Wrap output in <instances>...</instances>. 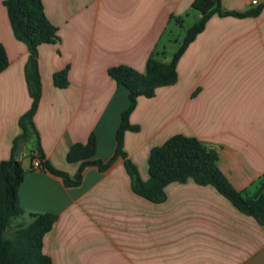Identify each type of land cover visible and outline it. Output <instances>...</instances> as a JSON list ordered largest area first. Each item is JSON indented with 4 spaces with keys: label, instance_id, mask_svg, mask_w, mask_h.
Masks as SVG:
<instances>
[{
    "label": "crops",
    "instance_id": "0c3cea01",
    "mask_svg": "<svg viewBox=\"0 0 264 264\" xmlns=\"http://www.w3.org/2000/svg\"><path fill=\"white\" fill-rule=\"evenodd\" d=\"M192 1L42 0L59 41L37 50L38 136L29 140H37L54 169L73 178L79 164L67 163L66 154L90 134L94 159L113 156L128 92L108 69L143 72L147 59L163 50L165 61V34L175 18L183 25ZM251 1L220 0V6L246 12L264 4ZM3 2L0 46L8 64L0 73V162L11 157L21 135L19 120L31 106L25 80L29 52L13 36ZM61 71L63 89L53 83ZM176 73L154 97L137 99L129 122L138 131L123 139L127 158L146 181L152 148L175 135L193 137L216 152L217 166L235 190L252 195L264 180V8L254 17L211 15L179 58ZM26 144L18 158L24 170L19 205L29 222L31 214L57 215L42 247L52 264H264V227L214 187L192 179L172 182L165 199L152 203L132 192L121 158L105 172L85 168L79 186L65 187L59 177L31 168L35 145L27 155Z\"/></svg>",
    "mask_w": 264,
    "mask_h": 264
},
{
    "label": "trees",
    "instance_id": "16d2710c",
    "mask_svg": "<svg viewBox=\"0 0 264 264\" xmlns=\"http://www.w3.org/2000/svg\"><path fill=\"white\" fill-rule=\"evenodd\" d=\"M3 5L13 36L25 44L29 52L25 80L31 106L19 120L21 135L13 144L11 157L0 162V264H52L50 258L43 253L42 247L43 238L53 228L57 215L31 214L29 216L31 221L25 225H17L11 238H6V233L12 220L22 218L24 215L18 200V189L23 181L24 170L19 159L14 156L19 145L27 142L33 135L36 139L38 136L33 125V116L41 96L37 50L41 45L57 43L59 38L57 29L45 17L42 0H4ZM263 8L264 4L246 12H229L221 9L220 0H193L190 9L199 13L200 18L186 31L184 39L168 62L159 59H164L163 50L159 55L147 59L143 72H137L127 66L108 69V75L128 92V106L121 113L120 124L115 134V150L109 160L103 162L94 159L96 141L93 134L88 136L85 143L73 144L66 154L67 163L79 164L73 178L54 169L45 161L37 140L28 158L31 162L38 159L41 168L59 177L65 187L79 186L85 168L95 167L99 172H105L118 158H121L130 179L132 192L149 202H162L165 199L164 189L168 184L183 183L187 179H192L197 185L214 187L235 209L252 217L264 227V180H259L252 195L235 190L220 172L216 152L207 149L197 139L175 135L162 145L152 148L147 159L146 181L141 180L136 167L123 151L125 133L138 131V127L129 122L137 99L152 98L157 88L175 81L179 58L187 46L203 31L207 19L213 14L220 17H254ZM174 20L181 27V19ZM7 64L5 51L0 46V73ZM53 83L57 88H65L66 71L55 73Z\"/></svg>",
    "mask_w": 264,
    "mask_h": 264
},
{
    "label": "rangeland",
    "instance_id": "374dc122",
    "mask_svg": "<svg viewBox=\"0 0 264 264\" xmlns=\"http://www.w3.org/2000/svg\"><path fill=\"white\" fill-rule=\"evenodd\" d=\"M197 12L195 11H191V14L184 18V23L182 25V27H179V25L177 24H172L169 28V31H167V33L165 34V39H167L168 41L166 42V59L165 61H169L171 56L176 52V50L178 49L179 45L181 44L182 40L185 37L186 31L193 26L196 22V16H197ZM162 61H164L163 58H159ZM35 145V141L34 139H31L29 141H27L26 144V149L23 151L24 154H29V152L32 150V148ZM29 218L28 216H22V218H16L12 220V223L10 225V228L6 234V238H10L9 233L14 232V229L16 227L17 224H28Z\"/></svg>",
    "mask_w": 264,
    "mask_h": 264
},
{
    "label": "built area",
    "instance_id": "2783aa9c",
    "mask_svg": "<svg viewBox=\"0 0 264 264\" xmlns=\"http://www.w3.org/2000/svg\"><path fill=\"white\" fill-rule=\"evenodd\" d=\"M251 5H252V6L257 5V1H256V0L251 1ZM31 168H32V169H42L41 166H40V161H39L38 159H34V160L31 162Z\"/></svg>",
    "mask_w": 264,
    "mask_h": 264
},
{
    "label": "water",
    "instance_id": "95a60500",
    "mask_svg": "<svg viewBox=\"0 0 264 264\" xmlns=\"http://www.w3.org/2000/svg\"><path fill=\"white\" fill-rule=\"evenodd\" d=\"M21 151H22V147L19 145L17 147V150H16V154H15V158H19L20 154H21Z\"/></svg>",
    "mask_w": 264,
    "mask_h": 264
}]
</instances>
